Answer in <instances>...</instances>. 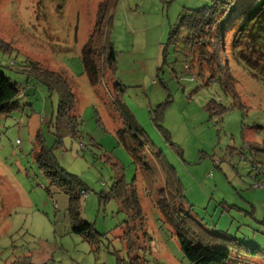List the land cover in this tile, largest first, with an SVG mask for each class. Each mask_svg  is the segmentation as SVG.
Listing matches in <instances>:
<instances>
[{"label": "rangeland", "instance_id": "1", "mask_svg": "<svg viewBox=\"0 0 264 264\" xmlns=\"http://www.w3.org/2000/svg\"><path fill=\"white\" fill-rule=\"evenodd\" d=\"M101 1L0 0V73L21 88L0 113V264L126 259L116 235L129 212L119 198L127 204L133 189L151 236L141 252L151 264H188L152 201L170 179L198 228L264 250V174L251 172L256 148L264 147V77H255L231 48L234 20L258 0H238L220 43L201 57L198 45L193 53L178 52L181 45L173 50L168 33L189 9L213 0H115L108 36L112 72L104 68L92 84L79 56ZM46 72L61 75L73 94L74 134L55 125L59 92L41 81ZM135 127L138 138L131 134ZM38 132L41 158L76 175L86 188L80 211L98 232L95 247L67 228L68 197L47 190L40 155L32 154ZM141 162L153 169L146 172L150 177Z\"/></svg>", "mask_w": 264, "mask_h": 264}, {"label": "trees", "instance_id": "2", "mask_svg": "<svg viewBox=\"0 0 264 264\" xmlns=\"http://www.w3.org/2000/svg\"><path fill=\"white\" fill-rule=\"evenodd\" d=\"M114 3L115 0H103L99 3L101 5L99 18L80 49V61L92 84L100 81L104 68L112 72L115 52L108 42V36L111 32ZM237 9L238 0H213L210 4L189 9L180 22L170 28L168 42L173 50L181 45V49H178L180 53H184L185 50L193 53V47L198 45L196 52L201 57L210 51L209 48L220 43L221 34L227 23L233 19V15L237 13ZM239 14L242 15L240 20L235 19L233 22V25L237 22V28L231 40L234 56L244 63L255 77H264V0H258L256 5L242 12L240 10ZM242 19L244 21L239 28ZM0 43L2 44L1 41ZM2 46L5 45L2 44ZM105 53L106 58L102 62ZM40 79L49 90L56 89L59 92L55 125L57 127L60 125L65 132L74 134L77 131L78 121L77 116L74 115L73 94L67 81L61 75L50 72L41 73ZM20 92L21 88L16 82L0 73V113H5L10 109ZM133 131L131 134L136 138L142 134L138 127H135ZM40 143L41 138L38 132L33 141L32 154L35 157L36 154L40 155V169L47 179V190L50 191L49 189L52 188L51 192L60 191L68 197V204L65 208L68 216L67 228L81 235L91 246L95 247L98 240L95 234L98 232L94 230L92 223L87 222L81 216L80 211V198L86 192L85 186L80 183L76 175L67 173L64 169L60 170L59 166L54 161L51 162L48 157L41 158L43 153L38 151ZM145 143L143 140L140 144ZM256 149H259L261 153L264 152V148ZM255 158L252 167L260 165ZM140 168L146 176L147 170H153L144 162H141ZM151 174L153 176L152 185L155 182V176L153 172ZM136 194H138L137 191L133 189L130 193L131 200L129 197L127 204L123 198H119L122 207L129 212V219L122 225L120 233L116 235L123 244L127 258L117 257L116 264H151L146 252H141L148 246L146 243L151 241V236L144 227L143 211ZM154 194L155 198L152 201L161 212L163 222L174 230L183 258L188 264H249L248 260L245 261L242 258L243 256H251L256 258L257 264H264V250L258 248V243L248 244L237 237L209 232L202 227L198 228L196 219L191 215L190 208L186 205L176 180H166L165 184L160 185ZM261 224L264 226V219Z\"/></svg>", "mask_w": 264, "mask_h": 264}, {"label": "crops", "instance_id": "3", "mask_svg": "<svg viewBox=\"0 0 264 264\" xmlns=\"http://www.w3.org/2000/svg\"><path fill=\"white\" fill-rule=\"evenodd\" d=\"M258 148H264V147H258ZM264 153V152H263ZM263 153H261L260 152V154H258L257 156H256V158H258V159H260V160H262V161H260V165L257 167H252V169H251V172L253 171V170H258L260 173H262V174H264V154ZM262 182L264 183V180H263V178H262ZM264 191V190H263ZM60 192V191H59ZM62 193V192H61ZM64 194V193H63ZM263 219H264V215H263V217H262Z\"/></svg>", "mask_w": 264, "mask_h": 264}]
</instances>
